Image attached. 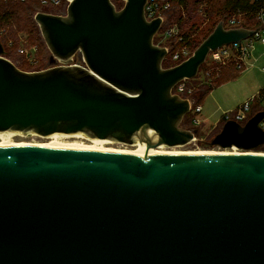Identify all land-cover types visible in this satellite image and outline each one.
Listing matches in <instances>:
<instances>
[{
	"label": "water",
	"instance_id": "obj_1",
	"mask_svg": "<svg viewBox=\"0 0 264 264\" xmlns=\"http://www.w3.org/2000/svg\"><path fill=\"white\" fill-rule=\"evenodd\" d=\"M34 20L46 68L19 69L0 39V135H78L145 146L139 155L85 148L0 147V264H264V156L148 155L199 134L173 93L209 53L257 32L214 31L181 63L154 43L148 0H67ZM79 59V61L76 60ZM264 110L226 121L210 146L264 144Z\"/></svg>",
	"mask_w": 264,
	"mask_h": 264
},
{
	"label": "rangeland",
	"instance_id": "obj_2",
	"mask_svg": "<svg viewBox=\"0 0 264 264\" xmlns=\"http://www.w3.org/2000/svg\"><path fill=\"white\" fill-rule=\"evenodd\" d=\"M115 1L119 5H122L123 8V0ZM222 1L223 0H189L190 5L188 7L182 8L179 5H175V7H173V10L169 13L168 24H170L171 26H179V28L181 26L183 32H187L190 29H197L198 33L196 35L201 37L202 35H200V30H202L204 27H207V25L211 24L212 21L219 20L218 16H210L208 13H214V11L210 10H214V8L217 9V7L220 6ZM22 4L23 3H21L20 0H0V14L5 13L6 11L11 12L12 10H14V6L17 5L18 7L20 6L24 8ZM20 7L18 8L19 12H17V16L19 17V19L23 17L24 20L21 22L19 21V26L17 21H15V24H0V27L6 31V37L9 39V41H13V43H10L9 46L6 48L12 51V59H14L16 63H23V70L33 71L41 69L45 65H48L50 51L48 50L41 36L39 27L34 20V15H25L24 10L20 11ZM172 15L174 16L171 17ZM26 16L28 17V19ZM233 16H237L236 18H238L241 24L247 23L244 14H238ZM179 17H181V22L179 21L180 23H178L177 20ZM33 22L34 25H32ZM163 32L164 28H162L158 35L155 36V44L160 46L168 44L165 43L168 38L167 36L164 37ZM246 53L249 54V58L245 61L246 66H244L245 64H243L239 53L236 51H231L229 49L225 52H221L220 59L218 60H212L208 57L206 62L200 67L198 74L194 79H186L184 81H181L185 86L184 94L182 95L186 98L191 99L194 102L193 97L190 96L195 90L203 86H212L218 84L221 79L225 77V75L230 73L234 74L236 70V65L241 64L243 69V72H240L241 74H239L236 80H231L222 83L221 87H219L220 85L218 86V89H216V87V90L211 93V95L209 94L205 98V100L203 101V103H205L204 110L200 114H197L196 117H198V119L200 120L205 119V123L207 125L200 124L197 126V128L199 129V134L196 136V139L186 146L170 148L169 150L174 149L180 151H230L231 148L222 149L218 146H210V143L214 138V133L212 134V132L215 131V129H212L209 126L214 124V120L217 119V117H219L223 113V111L227 109H232L233 111L237 110L239 109L238 106H242L246 102L252 100L251 96H249L252 94L256 97L253 102H251V111L248 114L249 118H251L255 113L258 112V106L262 105L260 110H264V102L263 100L261 101L260 98V91L264 89V72L262 71V69L264 68V47L257 44L254 49H249ZM36 60H38V63H33V61ZM76 60L78 61V58H76ZM164 62H169L172 65L174 64L171 61L170 54L167 58H165ZM190 113L193 114L195 112L191 109ZM223 119L224 118H222V120ZM15 140L17 142L24 141L28 143H39L49 141L47 140V137H39L35 135L15 137ZM69 141L72 142L76 140L73 139ZM82 141L86 142V140ZM108 145L117 149L132 148L130 145L124 144ZM242 151H255L264 153V148H260L257 150Z\"/></svg>",
	"mask_w": 264,
	"mask_h": 264
},
{
	"label": "trees",
	"instance_id": "obj_3",
	"mask_svg": "<svg viewBox=\"0 0 264 264\" xmlns=\"http://www.w3.org/2000/svg\"><path fill=\"white\" fill-rule=\"evenodd\" d=\"M42 0H20L21 3H23L22 5L24 6V8L20 7V11L24 10V14L25 15H34L39 11H43V12H47V13H54V14H61L63 12L62 8H52L49 6H44L41 4ZM112 2L115 4L116 8L118 10H120L122 8V5H119L115 0H112ZM171 2V11L173 10V7H175V5H179L180 7H188L190 5L189 0H170ZM18 5L14 6V10H12L11 12H5L3 14H0V24L3 25H9V24H15V21H17L18 26H19V21H23L24 18L22 17L21 19H19V17L17 16V12H19V8ZM259 5L258 4H251L248 0H223L222 3L220 4V6L217 7V9L214 8V10H210V11H214V13H208L210 16L215 15L219 17L218 21H212L211 24H208L207 27H204L202 30H200V36H197L196 34L197 29L196 30H188L187 32H183L181 26L179 28L180 30V35L182 38V40L176 39L171 41L169 44L173 45V49L170 50V55L173 54L176 51H181L180 49L184 48V47H188L190 49L191 55L192 53L198 48V46L214 31L215 27L217 26V24L220 21H224V23H227V21L230 19V17H232L233 15H238V14H244L245 15V19H246V24L243 23L241 24L240 27H244V28H248V29H253L256 28L257 22L255 20V16L256 13L258 11ZM20 15V14H19ZM174 15H172L171 17H173ZM27 17V16H26ZM28 19V17H27ZM178 23L181 22V17H179L178 19ZM180 21V22H179ZM34 25V22L33 24ZM193 28V26H192ZM199 31V30H198ZM6 31L3 30L0 27V39L2 40L4 47H5V57L8 58L9 60H11L19 69L23 70L24 65L23 63L21 64L20 59L19 62L20 64L16 63V61L14 59H12L13 53L11 50H8L6 47L9 46L10 43H13V41H9V39L6 37ZM18 60V59H17ZM182 62V61H181ZM178 62L177 64L181 63ZM38 63V60H36V64ZM165 63V64H164ZM163 63V67L164 68H169L172 67L174 65L170 64L169 62H164ZM176 65V64H175ZM47 65H45L43 68H46ZM41 69H37V70H41ZM27 71V70H24ZM36 71V70H33ZM240 72H243L242 68H239L238 65H236V70L233 73L227 74L225 75V77L223 79H221V81L216 84V85H212V86H203L197 90H195L193 92V94L190 97H193L194 99V105L195 106H201L203 101L205 100V98L219 85H221L224 82L227 81H231V80H235L238 78L239 74H241ZM260 98H262L264 96V89L261 90L260 92ZM196 113H189L188 115H186V117L184 118L181 127L185 128V129H189L192 127H197L198 125H195L193 120L196 118ZM226 121L223 119L222 120V125L225 123ZM222 126L220 125L219 127L215 128V131L212 132V134L215 136L217 135L220 130H221ZM260 148H264L260 147ZM259 148V149H260Z\"/></svg>",
	"mask_w": 264,
	"mask_h": 264
},
{
	"label": "built area",
	"instance_id": "obj_4",
	"mask_svg": "<svg viewBox=\"0 0 264 264\" xmlns=\"http://www.w3.org/2000/svg\"><path fill=\"white\" fill-rule=\"evenodd\" d=\"M251 4H258L259 8L256 13L255 19L257 21V27L253 28L252 30H255L258 28L257 32L255 35L244 39L238 43H233L230 45H225L216 51H213L209 53L208 57L209 59L212 60H218L220 59V53L225 52L226 50H231V51H236L239 53V56L241 60L243 61V64H245V61L249 58V54L246 52L249 49H254V47L259 44L264 47V0H248ZM41 4L44 6H49L52 8H62L63 12L61 14L66 13V9L68 7V1L67 0H42ZM171 11V2L170 0H148L147 4L145 6V15L148 20H153L158 17H161L163 20L162 26L160 27L158 33L162 28H164V37L167 36L168 40L165 43H168L164 45V47L167 48L168 54L165 58L168 57L170 54V50L173 49V45L169 44L171 41L179 39L182 40L183 37L180 35V30L178 26L173 25L171 26L168 24V16ZM54 14V13H53ZM240 15V14H239ZM237 16L231 17L227 23H225V28H238L241 26V22L236 18ZM157 33V35H158ZM245 42V43H244ZM160 46V45H159ZM181 51H176L173 54H171V61L174 63L173 65H177L178 62L186 60L190 55V49L188 47H184L180 49ZM79 61V59H78ZM33 63H36V61H33ZM246 66V64L244 65ZM239 68H242V65H238ZM264 72V68L262 69ZM184 84L182 82L178 83L176 87L173 89V93L177 94H184ZM183 96V95H182ZM255 98H252V100L246 102L242 106L239 107V109L231 111V112H226L223 116L225 121L228 120H235L239 123L244 124L248 119H249V112L251 111V102H253ZM191 105H192V110L196 114H200L202 112V106H194V102L190 99ZM195 125H200V119L196 117L193 120ZM260 126L264 129V119L261 121Z\"/></svg>",
	"mask_w": 264,
	"mask_h": 264
},
{
	"label": "bare ground",
	"instance_id": "obj_5",
	"mask_svg": "<svg viewBox=\"0 0 264 264\" xmlns=\"http://www.w3.org/2000/svg\"><path fill=\"white\" fill-rule=\"evenodd\" d=\"M24 135L19 134H5L0 135V147H41V148H85V149H92L101 152H111V153H121V154H130V155H139L144 152L145 146L141 144H137L131 146L132 148H125V149H117L110 147L108 144H113L112 142H106L102 144H97L93 141L85 139L81 136L75 135H66V134H58L54 136L47 137L48 142H39V143H28V142H17L15 137H23ZM76 140V141H69V140ZM86 140V142L82 140ZM176 148V147H173ZM170 148L166 147H155V148H148V155L155 156V155H168V154H249V155H259L264 156L263 152H244L240 151L239 148L233 147L230 151H216V150H196V151H180V150H169ZM242 150V149H241Z\"/></svg>",
	"mask_w": 264,
	"mask_h": 264
},
{
	"label": "crops",
	"instance_id": "obj_6",
	"mask_svg": "<svg viewBox=\"0 0 264 264\" xmlns=\"http://www.w3.org/2000/svg\"><path fill=\"white\" fill-rule=\"evenodd\" d=\"M257 51V50H256ZM255 54V53H254ZM236 80V79H235ZM222 85H220L219 87H221ZM219 87H217L216 89H218ZM216 89H214L211 93H213ZM263 90V89H262ZM261 92V91H260ZM211 93H210V95H211ZM249 96H251V98H255L256 96H254L253 94L252 95H249ZM250 98V99H251ZM263 100V102H264V96L261 98V101ZM204 104L205 103H202V112H203V110H204ZM261 106L262 105H260V106H258L257 107V110H258V112L259 111H262V110H260V108H261ZM238 107H240V106H238ZM237 107V108H238ZM236 108V109H237ZM228 110H230V111H228ZM231 111H233L232 109H227V110H225V111H223V113L219 116V117H217V119H215L214 120V124L213 125H210L209 127L210 128H212V129H215V128H217V127H219L220 125H221V123H222V118H223V115L226 113V112H231ZM213 115H214V113H213ZM212 115V116H213ZM201 121V124H206L205 122H206V120L205 119H202V120H200ZM207 125V124H206Z\"/></svg>",
	"mask_w": 264,
	"mask_h": 264
},
{
	"label": "flooded vegetation",
	"instance_id": "obj_7",
	"mask_svg": "<svg viewBox=\"0 0 264 264\" xmlns=\"http://www.w3.org/2000/svg\"><path fill=\"white\" fill-rule=\"evenodd\" d=\"M263 146H264V144H263L262 146H260V147H263ZM260 147H259V148H260ZM259 148H257V149H259ZM257 149H255V150H257ZM240 150H241V149H240ZM241 151H242V150H241ZM244 152H245V151H244ZM246 152H249V151H246Z\"/></svg>",
	"mask_w": 264,
	"mask_h": 264
}]
</instances>
